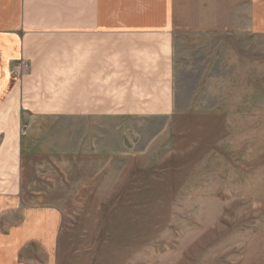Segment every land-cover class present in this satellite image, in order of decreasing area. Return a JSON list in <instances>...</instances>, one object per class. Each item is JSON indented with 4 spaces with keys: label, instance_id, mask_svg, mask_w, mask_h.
<instances>
[{
    "label": "rangeland",
    "instance_id": "1",
    "mask_svg": "<svg viewBox=\"0 0 264 264\" xmlns=\"http://www.w3.org/2000/svg\"><path fill=\"white\" fill-rule=\"evenodd\" d=\"M251 16L252 0H175L169 115L75 117L62 94H16L26 196L62 215L57 264H264Z\"/></svg>",
    "mask_w": 264,
    "mask_h": 264
},
{
    "label": "crops",
    "instance_id": "2",
    "mask_svg": "<svg viewBox=\"0 0 264 264\" xmlns=\"http://www.w3.org/2000/svg\"><path fill=\"white\" fill-rule=\"evenodd\" d=\"M251 18L264 34V0ZM174 23L175 0H0V264H57L62 222L26 196L16 94H62L75 117L169 115Z\"/></svg>",
    "mask_w": 264,
    "mask_h": 264
},
{
    "label": "built area",
    "instance_id": "3",
    "mask_svg": "<svg viewBox=\"0 0 264 264\" xmlns=\"http://www.w3.org/2000/svg\"><path fill=\"white\" fill-rule=\"evenodd\" d=\"M21 65H22V64H20V65L16 66V70H17V69H19V68L21 67Z\"/></svg>",
    "mask_w": 264,
    "mask_h": 264
}]
</instances>
